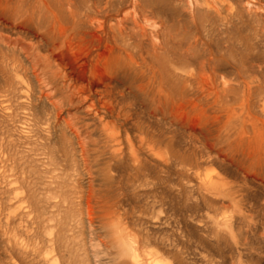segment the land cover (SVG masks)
I'll return each mask as SVG.
<instances>
[{
    "label": "rangeland",
    "instance_id": "1",
    "mask_svg": "<svg viewBox=\"0 0 264 264\" xmlns=\"http://www.w3.org/2000/svg\"><path fill=\"white\" fill-rule=\"evenodd\" d=\"M155 261L264 264V0H0V264Z\"/></svg>",
    "mask_w": 264,
    "mask_h": 264
},
{
    "label": "bare ground",
    "instance_id": "2",
    "mask_svg": "<svg viewBox=\"0 0 264 264\" xmlns=\"http://www.w3.org/2000/svg\"><path fill=\"white\" fill-rule=\"evenodd\" d=\"M139 21V20H138ZM143 21V20H142ZM135 22H137V21H135ZM119 24V23H118ZM136 24V23H135ZM139 24V23H138ZM142 25V24H141ZM140 25V26H141ZM146 26V25H145ZM121 27H123L122 26V24H121ZM117 28V27H116ZM119 30H121V32H122V29H119ZM141 30V29H140ZM124 31V30H123ZM122 34V33H121ZM146 34V33H145ZM148 34V33H147ZM139 35V34H138ZM152 35V34H151ZM132 37V36H131ZM144 38V37H143ZM133 42V41H132ZM138 43V42H137ZM129 50V49H128ZM157 50V49H156ZM147 51V50H146ZM148 52V51H147ZM148 54V53H147ZM156 54V53H155ZM155 57V56H154ZM145 62V61H144ZM153 68V67H152ZM161 69V68H160ZM73 70L76 72V73H73L72 75L77 79V80H79V81H81V82H85V81H87V74H86V72H85V70L83 69V68H81V67H77V68H73ZM155 74V73H154ZM164 75V74H163ZM155 76V75H154ZM167 83L166 84H168V81L167 80H165ZM165 84V85H166ZM163 85H164V83H163ZM169 85H170V82H169ZM168 85V86H169ZM166 87V86H165ZM172 91V90H171ZM104 93H105V96L107 95V93H108V95H109V88H107V87H105V89H104V91H103ZM173 92H175V91H173ZM177 92V91H176ZM181 92H183V91H181ZM115 94V93H114ZM177 94V93H176ZM111 97V96H110ZM169 99H171L170 97H169V94H167L166 95V98H165V102H168L169 101ZM112 100V99H111ZM110 102H112V101H110ZM113 102H114V100H113ZM110 105V104H109ZM109 105L107 104L105 107H103L104 108V110H106L107 112H109L111 109H113V110H115V107L113 106V107H109ZM114 105V104H113ZM162 116V115H161ZM108 125H106L105 124V128L107 127ZM108 128V127H107ZM106 128V129H107ZM118 128V127H117ZM119 129V128H118ZM115 129H113V131H109L108 133H109V136L110 137H113L115 140H117L118 139V137H117V135H116V133H115ZM141 134V133H140ZM139 134V135H140ZM119 135V134H118ZM155 264H160L159 262H156L155 261Z\"/></svg>",
    "mask_w": 264,
    "mask_h": 264
}]
</instances>
